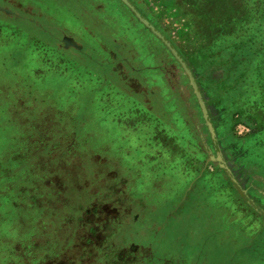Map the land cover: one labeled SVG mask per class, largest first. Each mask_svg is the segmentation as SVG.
Returning a JSON list of instances; mask_svg holds the SVG:
<instances>
[{
	"label": "rangeland",
	"instance_id": "obj_1",
	"mask_svg": "<svg viewBox=\"0 0 264 264\" xmlns=\"http://www.w3.org/2000/svg\"><path fill=\"white\" fill-rule=\"evenodd\" d=\"M127 1L181 58L172 45L184 23L177 10L161 0ZM0 7V264H256L245 232L258 229L253 212L264 213L255 165L264 141L256 146V129L233 126L236 116L217 105L225 103L210 93V79L182 60L212 134L185 70L121 0H0ZM256 11L264 16V7ZM253 23L264 34V19ZM67 34L82 49L64 48ZM115 42L134 50L135 70L125 73L132 92L104 65ZM153 64L171 68L179 86L170 74L166 86L142 69ZM197 134L201 147L218 144L207 154L220 159L207 161L191 140ZM18 162L25 168L14 176ZM214 170L233 194L214 190L207 177Z\"/></svg>",
	"mask_w": 264,
	"mask_h": 264
},
{
	"label": "trees",
	"instance_id": "obj_2",
	"mask_svg": "<svg viewBox=\"0 0 264 264\" xmlns=\"http://www.w3.org/2000/svg\"><path fill=\"white\" fill-rule=\"evenodd\" d=\"M161 1L163 5L173 6L177 15L184 19L182 28L177 32V39L172 41L182 60L197 75L210 79V93L225 103L217 105L226 107L232 116H236L233 126L241 122L252 131L256 129L260 138L253 136L255 132L252 135L250 133V137L255 139L256 146H261L259 144L264 141V34L260 33L258 23L251 26L250 23L264 19V16L261 17L262 11H256L264 7V0ZM15 152L18 154V150ZM256 156H259L255 162L257 171L264 177V152ZM18 166L14 176L24 171L25 166ZM207 173L212 174L207 177L215 191L223 188L233 194V188L226 186L228 183L233 185L230 179L223 178L215 170ZM259 196L261 199L262 194ZM224 201L225 211L230 209L233 213L232 202L228 199ZM253 213H258L255 216H258L260 224L257 230L249 231L248 228L245 232L246 247L254 248L256 264H264V213L257 210Z\"/></svg>",
	"mask_w": 264,
	"mask_h": 264
},
{
	"label": "flooded vegetation",
	"instance_id": "obj_3",
	"mask_svg": "<svg viewBox=\"0 0 264 264\" xmlns=\"http://www.w3.org/2000/svg\"><path fill=\"white\" fill-rule=\"evenodd\" d=\"M20 7V6H19ZM114 44H116V52L115 53H112L111 51H109L108 49L106 50V54L108 55L107 59L105 60V63L104 65H107L110 67V70L114 71V68H119V72L120 73H123L122 75V78L123 77H126L127 75L125 74L127 71H126V66H127V69H129L130 71H134L135 70V67L132 66V62H131V59L133 58V49L131 47H129L128 45H125L124 44H117V42H115ZM149 56L152 58V56L154 57V55L152 53L149 54ZM153 59V58H152ZM145 68V69H154L156 72H157V75L158 77L162 80V82L164 83V85L167 86V75L170 74V77L172 78V80L174 81V84L176 87H178V82H179V76L178 74L174 73L171 68L169 69L167 66H162V65H159V66H156V65H144L142 66V69ZM126 80L130 81V79H128V76L126 78ZM132 81H133V78H132ZM138 84L141 86V84L138 82ZM143 88V87H142ZM146 90L148 89L147 86L144 87ZM158 89V88H157ZM136 92H139L140 89H135ZM134 92V93H136ZM141 92H143V97H142V104L146 106H148V103L143 100L145 98V95H146V91H143L141 90ZM149 107V106H148ZM146 110H148L149 108H145ZM186 123V121H185ZM194 127V125H193ZM199 129V128H198ZM196 130V129H195ZM191 140L193 141V143H196L197 145H199V148L201 152H203L205 154V157H209L208 154H207V150L211 151V153L213 154H216L217 150H218V144H216L215 142L213 141H208L206 140L205 143L207 145V149L205 147H201V139L199 137V134H197V137H195L194 135L191 137ZM200 142H199V141ZM210 155V154H209ZM210 163H212L211 161H209ZM228 162V161H227ZM226 160H225V163L227 164ZM233 168L231 167V170ZM222 171L226 172L230 177H231V173L228 172L225 168H221ZM232 178V177H231ZM255 182L254 179H252V182ZM256 183V182H255ZM260 186H263L264 187V182L263 184H259ZM250 187V190L251 191H255L256 189H254L253 187H257L256 185L250 183V182H247V183H244V187ZM242 191V190H241ZM257 191V190H256Z\"/></svg>",
	"mask_w": 264,
	"mask_h": 264
},
{
	"label": "water",
	"instance_id": "obj_4",
	"mask_svg": "<svg viewBox=\"0 0 264 264\" xmlns=\"http://www.w3.org/2000/svg\"><path fill=\"white\" fill-rule=\"evenodd\" d=\"M121 1H122L126 6H128V8H129L131 11H133L135 17H136L140 22H142L145 26H147V27H148V28H149V29H150V30H151L156 36H158V37L162 40V42H163V43L165 44V46L169 49V51L171 52V54L175 57V59L177 60V62L180 63V65L182 66V68L185 70V72H186V74H187V76H188L189 84H190V86H191V88H192V91H193L195 97L197 98V100H198V102H199V107H200V109H201V112H202L203 118H204V120H205V123H206V125L208 126V129H209L210 133L212 134L211 124H210V122H209L208 119H207L206 108L204 107V104L202 103L201 93H200V91H199V89H198V85H197L196 81L193 79V77H192L190 71L186 68V66H185V64L183 63L182 59L177 55L176 51H175L172 47H170L169 43H168L165 39H163L162 36H161L157 31H155L154 28H153L150 24H148V23L146 22V20H144L142 17L139 16L138 13H136V12L134 11V8L128 3L127 0H121ZM0 9H3V8H0ZM4 10H5L6 12H9V9H7V8H4ZM61 42L63 43V47H64V48H67V47H73V48H76V49H78V50L82 49V45L79 44L78 42H76V40H75L72 36L63 35L62 38H61ZM216 159H220V157H219L218 154H217L216 157H214V156H210V157L207 159V161H208V160H213V161H214V160H216ZM220 166H221V167H225L223 164H220Z\"/></svg>",
	"mask_w": 264,
	"mask_h": 264
},
{
	"label": "crops",
	"instance_id": "obj_5",
	"mask_svg": "<svg viewBox=\"0 0 264 264\" xmlns=\"http://www.w3.org/2000/svg\"><path fill=\"white\" fill-rule=\"evenodd\" d=\"M0 8H2V7H0ZM0 10H2V9H0ZM68 36H71V35H69V34H67ZM113 71V70H112ZM115 74H117V75H120V78L121 79H123L124 81H126V83H128V85L130 84V90L132 89V78L130 79V81H128V80H126V78H127V76L126 77H123L122 78V73H120L119 72V70L117 71V70H114L113 71ZM131 92H132V90H131Z\"/></svg>",
	"mask_w": 264,
	"mask_h": 264
},
{
	"label": "built area",
	"instance_id": "obj_6",
	"mask_svg": "<svg viewBox=\"0 0 264 264\" xmlns=\"http://www.w3.org/2000/svg\"><path fill=\"white\" fill-rule=\"evenodd\" d=\"M238 128H239L238 130L239 133H242L244 130L247 131V128L243 125H238Z\"/></svg>",
	"mask_w": 264,
	"mask_h": 264
}]
</instances>
